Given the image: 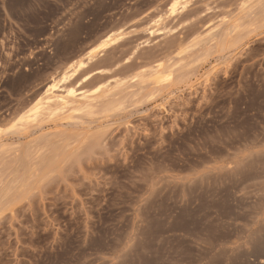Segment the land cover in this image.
<instances>
[{
    "label": "rangeland",
    "instance_id": "obj_1",
    "mask_svg": "<svg viewBox=\"0 0 264 264\" xmlns=\"http://www.w3.org/2000/svg\"><path fill=\"white\" fill-rule=\"evenodd\" d=\"M248 2L0 0V264H264Z\"/></svg>",
    "mask_w": 264,
    "mask_h": 264
},
{
    "label": "bare ground",
    "instance_id": "obj_2",
    "mask_svg": "<svg viewBox=\"0 0 264 264\" xmlns=\"http://www.w3.org/2000/svg\"><path fill=\"white\" fill-rule=\"evenodd\" d=\"M257 1H258V0H257ZM247 2H248V0H247ZM249 2H250V1H249ZM249 2H248V3H249ZM246 4H247V3H246ZM256 5H257V4H256ZM244 6H245V4H244ZM244 6H242V7H240V8L242 9ZM253 7H254V6H253ZM263 13H264V11H263ZM252 14H253V13H252ZM260 16H261V14H260ZM254 17H255V16H254ZM256 17H257V16H256ZM256 17H255V19H256ZM257 18H258V17H257ZM259 20H260V22H261V18L258 19V21H259ZM253 21H254V20H253ZM258 21H257L256 23H258ZM253 24H254V23H253ZM167 68H168V67H167ZM169 68H170V67H169ZM164 69H165V68H163L162 66L159 65L158 67H154V68L151 70L150 73H151V75L154 76L155 78H159V77H161L162 75H164L165 73H167V74L169 73V74H170V73L172 72V70H173V69H172V70L169 69V70L166 71V70H164ZM148 74H149V72H148ZM145 75H147V73H145ZM146 77H147V76H146ZM167 77H170V76H167ZM142 79H143V78H142ZM48 100H49V99H48ZM54 100H55V99H54L53 97L50 98V101H51V102L54 101ZM50 101H49V102H50ZM39 150H40V149H39ZM34 156H35V155H34ZM12 166H13V165H12ZM9 167H11V165H10ZM9 167L7 168L8 171H9ZM6 172H7V171H6ZM36 172H37V170H36ZM36 172H35V173H36ZM3 173H4V172H3ZM3 173H2L1 175H3ZM49 173H50V172H49ZM1 175H0V177H1ZM33 175H35V174H33ZM33 175H32V176H33ZM3 177H4V175H3ZM3 177H1V178H3ZM12 183H13V182H12Z\"/></svg>",
    "mask_w": 264,
    "mask_h": 264
},
{
    "label": "crops",
    "instance_id": "obj_3",
    "mask_svg": "<svg viewBox=\"0 0 264 264\" xmlns=\"http://www.w3.org/2000/svg\"><path fill=\"white\" fill-rule=\"evenodd\" d=\"M252 262V261H251Z\"/></svg>",
    "mask_w": 264,
    "mask_h": 264
}]
</instances>
